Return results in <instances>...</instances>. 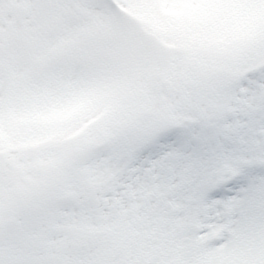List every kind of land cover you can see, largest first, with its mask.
I'll return each instance as SVG.
<instances>
[{
  "label": "snow or ice",
  "instance_id": "6c2138e0",
  "mask_svg": "<svg viewBox=\"0 0 264 264\" xmlns=\"http://www.w3.org/2000/svg\"><path fill=\"white\" fill-rule=\"evenodd\" d=\"M0 264H264V0H0Z\"/></svg>",
  "mask_w": 264,
  "mask_h": 264
}]
</instances>
